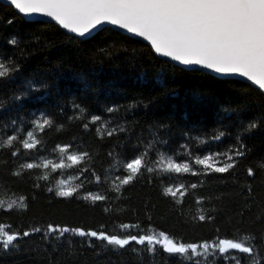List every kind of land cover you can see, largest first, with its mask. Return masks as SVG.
Returning a JSON list of instances; mask_svg holds the SVG:
<instances>
[{"label":"trees","instance_id":"16d2710c","mask_svg":"<svg viewBox=\"0 0 264 264\" xmlns=\"http://www.w3.org/2000/svg\"><path fill=\"white\" fill-rule=\"evenodd\" d=\"M14 16L12 24L0 19V56L7 60L22 49L26 50V55L15 57L23 71L15 74L10 81L0 82V100L5 101L0 108V136L13 133L14 129L4 127L10 120H16V127H20V117L28 122L23 126L26 132L35 118L31 112L47 108L57 113L56 123L64 124L65 128L60 131L55 128L46 130L42 137L45 147L27 152L22 149L16 158L17 162L25 158L38 164L44 158L59 162L61 154L54 150L56 145L67 143L73 137H76L73 150L89 152L90 160L79 166L71 165L65 154L68 166L55 171L48 169L47 180L41 179L44 176L43 168L30 170L23 180L0 175V198L8 199L13 194L25 195L29 204L26 211L0 210V223L10 225L12 231L21 232L35 226L43 229L49 222L93 228L105 225V230L110 234H123L130 230L120 229L121 223L135 224L139 221L147 231L166 230L185 241L208 238L214 234L217 226L221 235H231L236 227L257 234L264 229V221L259 219V206L264 202V183L261 182L264 177L259 170L252 178L246 173L248 166H254L260 157H264V128L245 135V142L251 151L231 175L210 174L201 178L192 174L161 173L156 176L144 171L120 192L112 187V181L116 176L122 177L123 173L115 168L113 161L117 158L116 154H121L122 158L129 153L131 144L125 142L127 133L101 139L95 124H90V130L82 128V124L88 122L92 114L109 120L106 109L114 104L119 105V112L111 114L112 120L138 122L132 132V143L141 131L151 138L148 136V125L166 124L167 129L159 130L161 139L167 141L161 151L169 155L175 151L178 162H182L188 158L182 146L206 150L207 145L213 151H223L234 142L229 135L219 141H209L204 134L210 137L216 134L217 129L233 135L236 133L239 119L237 113L226 111L228 108L246 104L239 113L245 125L258 115L264 109V104L260 102L255 87L238 79L217 78L205 72L172 65L152 55L150 47L143 42L110 28H105L96 41L77 46L54 23L27 21L16 15L10 6L0 3V17L6 19ZM34 34L40 38L39 42L32 39ZM13 36L19 40L18 48H13L8 42ZM100 37L108 38V43L114 39L116 47L107 49L103 54L93 51V44ZM29 40L32 42L26 43ZM45 41H50L51 46H47ZM100 47L104 45L100 44ZM26 79L35 80L38 84L48 83L47 89L37 90L41 95L46 93L42 102L30 97H22V103L10 99L13 94L19 95L25 90ZM134 100L138 101L137 106L128 109V104ZM73 102L85 108L88 116L67 120V117L74 115ZM58 104L63 105L62 116L56 107ZM223 125H227V128ZM111 126L109 123L108 127ZM182 133H190L191 144ZM197 139L203 143H195ZM109 151L114 154L112 157L108 156ZM3 160H8L11 165L13 157L8 150L0 149V161ZM151 160H156L155 153ZM110 165L113 167L110 168ZM93 173L100 175L101 180L96 181ZM65 179L73 187H82H78L72 197H57L56 184ZM36 183L41 187L34 189ZM168 183H198L200 186L195 190L189 188V194L184 197L181 207L175 202L179 201V196L174 201L163 193V186ZM245 184L251 186L255 200L249 209L244 210L243 223L237 224L247 193V188L241 191V186ZM49 188L52 191H48ZM87 192L105 195L108 199L93 203L90 199H83ZM220 193H224L225 198L218 203L215 223L191 219L198 209L207 211L211 208L206 201L198 204L196 195L217 196ZM105 208H108L107 212ZM71 240L69 245L68 235L62 242L55 238L45 242L40 234L21 238L18 241L19 250H0V264H196L198 259L166 254L159 250L153 257L143 250V246H138L140 250L136 252L127 246L123 249L108 246L105 249L104 242L95 238H92L93 246L87 244L86 238L72 237ZM132 244L135 245V242ZM257 244L260 245L259 240ZM260 251L264 256V245H260ZM199 259L203 264L206 257L201 256ZM218 264H225V261L220 259ZM242 264H248L246 257L242 259Z\"/></svg>","mask_w":264,"mask_h":264},{"label":"snow or ice","instance_id":"6c2138e0","mask_svg":"<svg viewBox=\"0 0 264 264\" xmlns=\"http://www.w3.org/2000/svg\"><path fill=\"white\" fill-rule=\"evenodd\" d=\"M10 7L16 15L23 14L24 17H31L33 14H44L50 17L57 26L69 30V39L77 46L86 45L96 41L101 32L105 31L104 25L111 24L119 29L127 30L128 33L136 34L144 41L150 42L152 55L158 58H170L171 61L179 62L183 65H199V69L192 71H210L220 74H241L248 81L257 87L258 98L264 104V0H10ZM6 24L14 23L15 16L3 18ZM75 34V35H71ZM32 39L39 42V37L33 35ZM9 44L13 48L19 47V40L13 36L9 38ZM29 40L26 43H31ZM47 46H51L50 41H45ZM100 44L104 47L101 48ZM116 41L108 43V38L100 37L99 41L93 44V51L105 53L107 49L115 48ZM16 55L24 57L26 50L14 52L7 60L0 56V82H7L14 78L15 74L22 72V65L15 59ZM162 82V81H161ZM47 82L39 84L32 79L25 80V90L19 95L13 94L10 99L22 103V97H30L37 102H42L44 95L38 89H47ZM5 101L0 100V108ZM138 101L128 104V109L137 106ZM149 104L151 101L148 102ZM148 105L146 104L145 107ZM59 115H63V105L58 104ZM246 107V104L238 105L236 108H228L226 111L237 113L239 127L233 135L229 132H220L208 137L209 141H219L225 135L232 136L233 143L228 145L223 151H213L209 146L205 149L197 150L182 146V151L187 153L188 158L178 162L179 157L173 151L171 155L164 153L167 141L161 139L160 129H167V125L156 123L148 125V136L141 131L136 136L135 142H131L132 132L137 121L129 122L126 119L116 122L112 120L111 114L119 112V105H112L106 109L109 120H104L101 115L92 114L88 122L82 124V128L90 130V124L97 126V135L104 139L111 138L114 134L123 135L127 133L125 142L131 147L128 154H116L113 161L115 168L122 173L112 181V187L117 192L133 183L144 171L149 174L160 176L161 173L192 174L197 177H204L210 174L231 175L238 169L240 162L250 153V149L245 142V135L258 128H264V109L250 119L245 125L239 113ZM73 116L67 120L74 121L88 116V111L79 104L73 102ZM78 110V112H77ZM37 112L39 115H37ZM35 117L30 123L31 127L26 132L23 129L25 123L20 117V127H16L17 121L10 120L5 124V128L14 129L11 135L0 136V149L8 150L13 157L11 165L8 160L0 161V175L16 177L23 180L30 172L37 168L44 169V176L41 179H49L48 169L55 171L66 166V160L71 165L79 166L82 162L90 160L87 151L73 150L72 145L76 142L73 137L67 143H58L54 150L61 154L59 162L44 158L42 163L25 158L22 162H17L21 150H39L45 147L42 139L46 130L55 128L60 131L65 128L64 124L56 123V112H50L47 108L36 109L31 112ZM109 123L112 126L109 128ZM131 125V127L129 126ZM227 128V125H223ZM23 136V138H21ZM182 136L189 139L190 133H182ZM195 143H203L197 139ZM201 152L203 154H201ZM153 153L156 160H151ZM114 154L109 151L108 156ZM110 165V168L113 167ZM154 165V166H152ZM199 166V167H197ZM259 170L264 177V157L259 158L254 166H248L246 173L249 178L255 177ZM238 175V173H236ZM96 181L101 180V176L93 173ZM163 179V178H162ZM118 181V183H117ZM264 183V179L261 180ZM200 186L198 183L190 185L186 183H168L163 186V193L170 196L181 207L189 188L195 190ZM41 185L36 183L33 188ZM77 187L71 186L67 181L60 180L56 184L55 194L57 197H72L77 192ZM247 188L244 195V205L240 210L237 224L243 223V212L249 209L254 203L250 185H242L241 191ZM48 191H52L51 188ZM225 198L224 193L217 196L196 195L195 200L208 202L211 208L207 211L198 209L196 215L191 219L196 222L215 223L218 203ZM83 199H90L93 203L106 201L105 195L87 192ZM29 207L28 198L25 195L15 196L8 199L0 198V210L11 211L18 209L26 211ZM259 219L264 221V202L259 206ZM108 211V208H105ZM183 214V213H181ZM105 225L98 228L75 226L67 223H47L45 228L39 226L25 228L21 231L10 230V225L0 223V250H19V239L27 238L33 234H40L45 242H51L53 238L63 241L69 236V245L72 237L87 239V244L93 246L92 238L104 242V248L108 246H118L120 249L130 247L133 252L139 251L138 246H143V250L154 257L157 251L166 254H180L182 257H196V264H201L199 257L204 256L203 264H218L220 259L225 264H242V259L247 258L248 264H264V256L261 255L260 245H264V229L258 234L246 229L236 227L231 235L220 233L217 226L214 234L208 238L185 241L182 237H175L166 230L147 231L142 228L140 222L135 224L130 222L121 223L120 229L130 231L123 234H110L105 230ZM151 228V225H149ZM260 241V245L257 241ZM135 242V245L132 244ZM74 254V253H70Z\"/></svg>","mask_w":264,"mask_h":264},{"label":"water","instance_id":"95a60500","mask_svg":"<svg viewBox=\"0 0 264 264\" xmlns=\"http://www.w3.org/2000/svg\"><path fill=\"white\" fill-rule=\"evenodd\" d=\"M0 3L4 4V5H7V6H10V0H0ZM20 16L23 19L27 20V21H44V22H51V23L55 24V22H53L50 17H47L44 14H33L31 17H24L23 14H20ZM58 27L62 31L66 32L67 34L69 33V30L63 29L61 26H58ZM104 28H110L112 30H115L117 32L125 34V35H127V36H129V37H131L133 39H136V40H139V41L143 42L144 44H146V45H148L150 47V42L144 41L143 38L138 37L136 34L128 33L127 30L119 29L118 26H114V25H111V24H105ZM71 35H75V34H71ZM159 59L163 60V61H166V62H168V63H170L172 65H175V66L181 67L183 69H186V70L199 69L200 68L199 65H183V64H181L179 62L171 61L170 58H159ZM201 72H205V73L211 74V75H213V76H215L217 78H234V79H238V80H241V81L249 83L250 85H252L256 89L258 87V86H255L253 82L248 81L247 78L243 77L241 74H237V73L220 74V73H215V72H210V71H201Z\"/></svg>","mask_w":264,"mask_h":264},{"label":"rangeland","instance_id":"374dc122","mask_svg":"<svg viewBox=\"0 0 264 264\" xmlns=\"http://www.w3.org/2000/svg\"><path fill=\"white\" fill-rule=\"evenodd\" d=\"M63 181H67V179L63 180ZM69 183V182H68Z\"/></svg>","mask_w":264,"mask_h":264}]
</instances>
